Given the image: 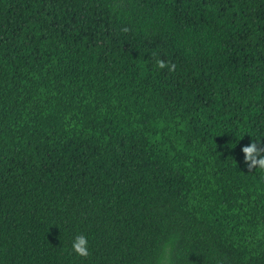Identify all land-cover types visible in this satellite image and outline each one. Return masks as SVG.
<instances>
[{"label":"trees","instance_id":"trees-1","mask_svg":"<svg viewBox=\"0 0 264 264\" xmlns=\"http://www.w3.org/2000/svg\"><path fill=\"white\" fill-rule=\"evenodd\" d=\"M259 140L264 0H0V264H264Z\"/></svg>","mask_w":264,"mask_h":264},{"label":"clouds","instance_id":"clouds-1","mask_svg":"<svg viewBox=\"0 0 264 264\" xmlns=\"http://www.w3.org/2000/svg\"><path fill=\"white\" fill-rule=\"evenodd\" d=\"M158 67L163 69L166 67L164 61L158 62ZM250 136V135H249ZM238 142V141H237ZM259 141H253L249 145L244 146L241 152L244 157V164L249 169H259L264 173V146H260ZM72 251L80 257L89 255V240L87 236L77 235L72 242Z\"/></svg>","mask_w":264,"mask_h":264}]
</instances>
